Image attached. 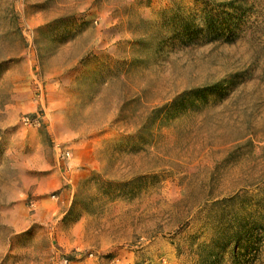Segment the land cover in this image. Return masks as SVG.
Listing matches in <instances>:
<instances>
[{"label": "rangeland", "instance_id": "rangeland-1", "mask_svg": "<svg viewBox=\"0 0 264 264\" xmlns=\"http://www.w3.org/2000/svg\"><path fill=\"white\" fill-rule=\"evenodd\" d=\"M0 264H264V0H0Z\"/></svg>", "mask_w": 264, "mask_h": 264}, {"label": "built area", "instance_id": "built-area-1", "mask_svg": "<svg viewBox=\"0 0 264 264\" xmlns=\"http://www.w3.org/2000/svg\"><path fill=\"white\" fill-rule=\"evenodd\" d=\"M24 121H25V124H26V125H29V124L31 123V122L28 120V118H26Z\"/></svg>", "mask_w": 264, "mask_h": 264}]
</instances>
